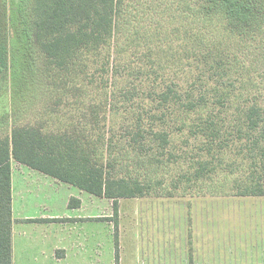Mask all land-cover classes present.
Listing matches in <instances>:
<instances>
[{"label":"trees","instance_id":"1","mask_svg":"<svg viewBox=\"0 0 264 264\" xmlns=\"http://www.w3.org/2000/svg\"><path fill=\"white\" fill-rule=\"evenodd\" d=\"M122 3L123 0H0L1 67L7 69L10 64L14 76L29 71L33 59L24 51L30 43L43 56L42 70L48 85L57 92L56 97L59 99V88L76 84L71 90L77 104L84 92L78 80L86 69L89 53L100 56L94 59L100 64L98 71L109 73L106 67L115 49ZM196 3V10L188 8L186 14L202 22L220 20L225 36L234 39L238 48L208 39L201 31L186 33L175 47L135 46L131 55L138 56V73L144 69L147 75L141 77L140 89L120 90L123 110L114 109L126 121L120 136L128 138V148L134 154H149L160 167L180 168L179 178L185 184L216 181L217 185L228 184L231 195L264 196V58L259 63L239 56V46L264 56L259 50L264 45V0ZM7 26L12 32L11 44L26 43L19 58L13 51L9 62L5 53ZM101 51L105 53L99 55ZM131 66L126 64L123 69ZM178 72L187 84L180 89L173 81ZM149 80L157 81L159 88L153 84L152 90L144 94L142 84ZM105 83L106 79L102 81L104 88ZM110 98L105 91L104 99L91 107L88 121L81 114L75 123L52 131L43 130L41 125L17 126L12 129L11 147L8 138L0 140V264H12L10 157L92 195L112 199L115 214L118 198L150 194L149 181L141 184L110 173L116 162L114 137L106 127L113 113ZM177 136L179 146L174 144ZM128 148L124 145L125 152ZM217 177L222 179L218 183ZM114 259L118 264L116 235Z\"/></svg>","mask_w":264,"mask_h":264},{"label":"rangeland","instance_id":"2","mask_svg":"<svg viewBox=\"0 0 264 264\" xmlns=\"http://www.w3.org/2000/svg\"><path fill=\"white\" fill-rule=\"evenodd\" d=\"M196 6V0H123L117 16L115 49L106 67L108 75L98 71V60L94 62L100 56L89 53L85 59L86 69L78 80L84 92L77 104V97L71 90L76 84L68 83L64 90L59 88L60 101L53 95L50 108L56 111L53 117L58 121V128L75 123L81 114L88 121L91 107L104 99L105 91L109 93L113 113L106 127L114 137L116 159L110 173L115 177L136 179L141 184L144 180L149 181L151 185L148 196L118 198L117 214L112 199L84 194L80 213H100L103 217L60 220L68 223L69 238L81 243L80 246H69L68 250H85L84 256L70 254L65 264H115V235L118 264H264V196L231 195L228 184L217 185L216 181L192 186L185 184L179 178L180 168L160 167L150 160L149 154L141 157L134 154L131 147L128 148V138L120 136L121 127L126 123L114 113V109L123 110L120 90L126 87L140 89L139 81L147 75L144 69L138 73L136 65L140 62L135 65L138 56L131 55L135 46L160 45L163 48L170 44L175 47L186 33L201 31L208 39L220 40L234 50L238 48L234 39L225 36L220 20L202 22L197 16L186 14L188 8L196 10ZM262 47L259 50L264 55V45ZM239 51V56L247 62L260 63L264 58L257 52L253 54L251 48L239 46ZM104 53L101 51L99 55ZM126 64H131V69L124 70ZM105 79L106 88L102 85ZM189 79L192 81V76ZM173 81L177 89L187 86L180 73ZM153 84L159 88L157 81L142 84L143 93L152 90ZM54 101L56 103L52 105ZM104 125L102 119L100 126ZM179 143L177 136L174 144L179 146ZM124 145L128 148L126 152ZM219 178L217 183L222 180ZM62 195L61 191L60 199ZM65 211L61 200L57 212L62 216ZM53 226L55 231L58 225ZM58 234L60 238L66 237L61 226Z\"/></svg>","mask_w":264,"mask_h":264},{"label":"crops","instance_id":"3","mask_svg":"<svg viewBox=\"0 0 264 264\" xmlns=\"http://www.w3.org/2000/svg\"><path fill=\"white\" fill-rule=\"evenodd\" d=\"M7 28L5 53L9 62L13 51L14 56L19 58L18 53L23 51L26 43L11 44L12 32L9 26ZM24 52L28 58L33 59L29 71L25 68V71L14 76L10 64L4 69L0 63V140L8 138L10 147L14 127L41 125L43 130L52 131L58 126L56 124L58 121L53 117V112L56 111L50 108L53 95L58 98L57 92L47 83L42 70L43 56L30 43ZM55 103L56 101L52 105ZM10 193L12 264H65L70 254L84 256L85 250L82 248L68 250L69 246L75 244L80 246L81 243L69 238L68 223L60 220L103 217L100 213L94 215L80 213L83 210L84 194L97 196L22 164L12 157ZM61 200L66 210L62 216L57 212ZM53 225H58L55 231ZM60 226L64 229L63 235L66 237L60 238L58 234Z\"/></svg>","mask_w":264,"mask_h":264}]
</instances>
